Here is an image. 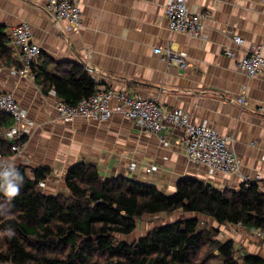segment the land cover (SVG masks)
Segmentation results:
<instances>
[{
    "label": "crops",
    "instance_id": "crops-1",
    "mask_svg": "<svg viewBox=\"0 0 264 264\" xmlns=\"http://www.w3.org/2000/svg\"><path fill=\"white\" fill-rule=\"evenodd\" d=\"M168 1L79 0L81 25L68 29L65 21L54 24L43 0H0V26L8 35L20 23L30 24L32 41L41 49L35 71L43 68L54 74L56 64L83 65L97 86L153 99L165 111L181 110L192 125L230 138L227 146L241 164L237 172L210 174L189 161L182 129L144 133L119 114L104 122L62 121L54 108L60 99L55 92L20 77L13 66L0 67V91L13 95L25 112L29 134L23 149L0 158V165L23 167L30 180L41 168L49 170L38 186L45 197L68 196L67 171L85 163L95 165L103 180L123 177L165 195L173 194L183 179L223 191L237 190L258 175L257 185L264 188V75L249 78L237 67L249 47H261L264 59V5L250 0H186L190 14H210L202 22L201 35L193 37L168 29ZM233 35L243 39L242 47L234 45ZM155 48L182 54L188 67L168 66L154 54ZM225 49L233 57L225 56ZM9 128L0 130V138ZM180 217L198 219L199 229H217L218 240L232 241L237 257L264 262V237L201 215ZM136 233L137 228L120 240L130 244L146 235Z\"/></svg>",
    "mask_w": 264,
    "mask_h": 264
},
{
    "label": "trees",
    "instance_id": "trees-1",
    "mask_svg": "<svg viewBox=\"0 0 264 264\" xmlns=\"http://www.w3.org/2000/svg\"><path fill=\"white\" fill-rule=\"evenodd\" d=\"M0 26V67L19 68ZM32 74L43 91L53 90L68 105L92 96L97 88L80 64H56ZM12 119L0 111V130ZM12 155L0 138V158ZM19 194L11 201L0 191V260L12 264H264L252 256L237 258L232 241L216 239L218 231L199 229V220L184 218L153 228L127 244L144 216L201 215L221 226L241 225L264 232V193L255 183L217 191L194 179H183L171 195L123 177L103 180L95 165L77 164L65 176L68 196L45 197L38 186L50 174L41 168L33 180L23 167Z\"/></svg>",
    "mask_w": 264,
    "mask_h": 264
},
{
    "label": "built area",
    "instance_id": "built-area-1",
    "mask_svg": "<svg viewBox=\"0 0 264 264\" xmlns=\"http://www.w3.org/2000/svg\"><path fill=\"white\" fill-rule=\"evenodd\" d=\"M46 14L54 21V24L65 21L68 29L78 28L81 25V13L78 7L79 0H43ZM264 5V0H250ZM164 14L171 32L199 37L203 30L202 22L210 19L208 12L190 14L186 7V0H169L165 5ZM8 47L15 55L19 63L17 74L23 78L34 80L32 69L35 61L41 54L40 47L32 41L31 26L27 22L11 28L8 34ZM234 45L238 48L244 45V41L237 35L232 36ZM227 57H233L230 50L223 51ZM168 66H176L185 70L188 64L182 54L170 49H154ZM239 70L249 78L264 75V59L262 49L259 46L249 47L237 63ZM238 102L244 104V98ZM55 110L59 119L65 122L83 118L91 121L104 122L113 114H119L128 119L137 130L157 134L167 128H178L184 131L183 145L185 156L204 167L210 174L230 175L240 168V161L228 148L230 138L221 137L215 130L206 126H195L181 110H163L153 99H142L131 96L125 92H114L97 86L95 93L89 98L80 100L76 105H68L62 99H58ZM0 111L12 119L9 130L1 133V138L7 139L11 144V152L19 153L26 143L29 128L26 125V114L19 107L13 95L0 91ZM8 166L1 164L0 168ZM133 169V165L130 168ZM151 170H146L150 173ZM247 178V183H255ZM259 187V186H258ZM261 192L264 188L259 187ZM239 225V224H238ZM240 226V225H239ZM258 237H264V232L252 230ZM0 264H12L9 261L0 260Z\"/></svg>",
    "mask_w": 264,
    "mask_h": 264
},
{
    "label": "clouds",
    "instance_id": "clouds-1",
    "mask_svg": "<svg viewBox=\"0 0 264 264\" xmlns=\"http://www.w3.org/2000/svg\"><path fill=\"white\" fill-rule=\"evenodd\" d=\"M23 184V177L14 165L0 168V191L11 201L16 197Z\"/></svg>",
    "mask_w": 264,
    "mask_h": 264
},
{
    "label": "rangeland",
    "instance_id": "rangeland-1",
    "mask_svg": "<svg viewBox=\"0 0 264 264\" xmlns=\"http://www.w3.org/2000/svg\"><path fill=\"white\" fill-rule=\"evenodd\" d=\"M185 215H192V214H185ZM180 219H181L180 213H176L173 215L144 216L137 223V232L138 233H136V234H137V236H141V235H145V234L147 235V233H149L155 227H159V226L164 225V224H169V223H172V222H174L176 220H180ZM237 226H239V225H237ZM239 227H242V226L240 225ZM205 228L214 229V228L209 227L207 225H205ZM215 230H217V229H215ZM218 234H219V232H218ZM218 238H219V236L217 235L216 239L218 240ZM118 239H120V237H118ZM237 258H240V257H237ZM214 262H216V261L211 260L208 262V264H214Z\"/></svg>",
    "mask_w": 264,
    "mask_h": 264
},
{
    "label": "bare ground",
    "instance_id": "bare-ground-1",
    "mask_svg": "<svg viewBox=\"0 0 264 264\" xmlns=\"http://www.w3.org/2000/svg\"><path fill=\"white\" fill-rule=\"evenodd\" d=\"M41 86V85H40Z\"/></svg>",
    "mask_w": 264,
    "mask_h": 264
}]
</instances>
